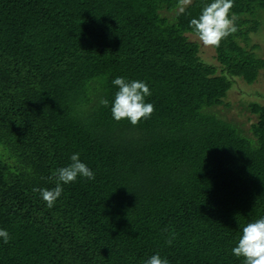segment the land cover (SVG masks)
Segmentation results:
<instances>
[{"label": "trees", "instance_id": "obj_1", "mask_svg": "<svg viewBox=\"0 0 264 264\" xmlns=\"http://www.w3.org/2000/svg\"><path fill=\"white\" fill-rule=\"evenodd\" d=\"M211 2L0 0V264H243L232 249L264 217V105L246 135L218 110L264 72V0H234L220 71L190 41ZM116 77L147 83L149 119H113ZM77 152L95 179L49 208L33 188Z\"/></svg>", "mask_w": 264, "mask_h": 264}, {"label": "clouds", "instance_id": "obj_2", "mask_svg": "<svg viewBox=\"0 0 264 264\" xmlns=\"http://www.w3.org/2000/svg\"><path fill=\"white\" fill-rule=\"evenodd\" d=\"M233 5L234 0H212L211 3L204 5L198 18L190 20V28L194 30L204 46L218 47L223 39L238 30L235 24L237 17L234 14L230 16ZM112 84L118 88L111 102V114L114 120L119 122L127 119L135 126L141 119L151 117L154 105L145 102V97L151 96L146 82L116 77ZM101 104L107 107L109 101L104 99ZM79 157L78 152L74 153L69 158L68 165L54 170L50 179L56 181L55 187L33 188L34 192L40 193L49 208L53 207L61 196L64 184L75 182L78 177L95 179V173ZM0 238L5 244L11 239L5 229H0ZM167 243L170 245L172 240L169 239ZM232 253L238 258L242 257L243 264H264V217L249 222L242 228V234ZM144 264H169V261L159 254H153L144 261Z\"/></svg>", "mask_w": 264, "mask_h": 264}, {"label": "rangeland", "instance_id": "obj_3", "mask_svg": "<svg viewBox=\"0 0 264 264\" xmlns=\"http://www.w3.org/2000/svg\"><path fill=\"white\" fill-rule=\"evenodd\" d=\"M191 2L192 0H185L184 7L189 6ZM165 15L170 19L174 17V14ZM261 24L264 27V20L261 21ZM190 41L199 45L201 59L206 64L215 65L219 69L213 46H204L199 38L193 36L190 37ZM251 47H257L258 49L255 51V54L259 58L264 59V29L259 35L255 34L252 36ZM227 103L231 104V110L221 108L218 111L226 117V120L238 125L245 135L249 134L248 131L255 121L254 116L248 111L249 105L251 103L264 105V72H261L256 84H252L251 86H248L244 81H239L229 93Z\"/></svg>", "mask_w": 264, "mask_h": 264}]
</instances>
